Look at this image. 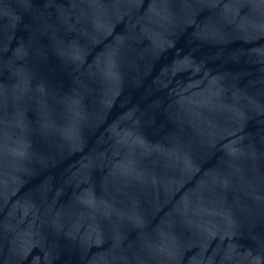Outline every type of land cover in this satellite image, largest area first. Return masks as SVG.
Returning a JSON list of instances; mask_svg holds the SVG:
<instances>
[{"label":"water","instance_id":"1","mask_svg":"<svg viewBox=\"0 0 264 264\" xmlns=\"http://www.w3.org/2000/svg\"><path fill=\"white\" fill-rule=\"evenodd\" d=\"M0 256L264 264V0H0Z\"/></svg>","mask_w":264,"mask_h":264}]
</instances>
